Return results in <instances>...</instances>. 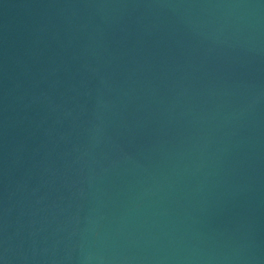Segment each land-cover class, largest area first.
<instances>
[{
  "label": "water",
  "instance_id": "water-1",
  "mask_svg": "<svg viewBox=\"0 0 264 264\" xmlns=\"http://www.w3.org/2000/svg\"><path fill=\"white\" fill-rule=\"evenodd\" d=\"M0 264H264V0H0Z\"/></svg>",
  "mask_w": 264,
  "mask_h": 264
}]
</instances>
